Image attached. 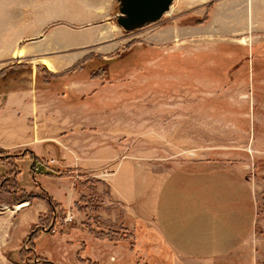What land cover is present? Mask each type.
<instances>
[{
	"label": "rangeland",
	"instance_id": "374dc122",
	"mask_svg": "<svg viewBox=\"0 0 264 264\" xmlns=\"http://www.w3.org/2000/svg\"><path fill=\"white\" fill-rule=\"evenodd\" d=\"M48 2L0 0V142L12 131L0 144V210L46 195L55 203L57 189L62 228L41 231L52 230L48 204L0 264H50L32 239L37 251L57 247L58 264H191L157 231L132 227L105 177L117 158L174 165L210 151L250 165L257 216L249 246L201 264H264V0H173L131 31L116 24V3L111 22L86 24ZM99 146L115 159L73 166ZM120 223L133 246L107 238Z\"/></svg>",
	"mask_w": 264,
	"mask_h": 264
},
{
	"label": "crops",
	"instance_id": "0c3cea01",
	"mask_svg": "<svg viewBox=\"0 0 264 264\" xmlns=\"http://www.w3.org/2000/svg\"><path fill=\"white\" fill-rule=\"evenodd\" d=\"M115 3L116 0H49L47 4L75 11L73 17L82 18L88 24L93 20L110 21L109 14ZM78 11L87 13L79 14ZM61 30L63 32L56 36L63 35L65 40L66 31ZM6 128L5 141L0 142L3 146L10 145L7 142L12 140L9 139L12 131L9 126ZM20 135L15 136L19 142ZM94 150L85 160L76 158L73 166L97 167L108 159H115L111 150L109 156L106 148L99 146ZM168 164V161L151 158H117L107 172L105 180L110 199L121 205L132 227L137 232L146 228L157 231L178 259L191 264L230 258L249 246L257 216L250 165L244 161H230L212 151L174 162V165ZM37 181L48 191L49 186ZM50 194L56 201L51 207L52 230L41 231L55 235L62 228H55L54 217L60 204L59 191L52 190ZM9 203L15 204L13 200ZM48 210V203L41 198H34L19 208L0 210V250L18 251L16 236L19 229L27 226L22 233L26 236L28 226ZM30 249L50 264H58V258L53 256L57 247L37 251L32 239ZM81 256L78 251L77 257Z\"/></svg>",
	"mask_w": 264,
	"mask_h": 264
},
{
	"label": "water",
	"instance_id": "95a60500",
	"mask_svg": "<svg viewBox=\"0 0 264 264\" xmlns=\"http://www.w3.org/2000/svg\"><path fill=\"white\" fill-rule=\"evenodd\" d=\"M173 0H116L117 12L113 17L125 31L159 20ZM41 36V35H40ZM5 155L0 154V157Z\"/></svg>",
	"mask_w": 264,
	"mask_h": 264
},
{
	"label": "trees",
	"instance_id": "16d2710c",
	"mask_svg": "<svg viewBox=\"0 0 264 264\" xmlns=\"http://www.w3.org/2000/svg\"><path fill=\"white\" fill-rule=\"evenodd\" d=\"M2 151V150H1ZM44 198V197H43ZM47 203L49 204L50 208L54 206V201L51 200V198H49L47 195L45 196V198ZM120 227H116L115 229H111L109 230L110 233H113V234H110L107 236V238L113 242H117L118 240H125V241H128L130 242V245L133 246L134 244V236L132 231L128 228H126L125 226H123V224H119ZM89 231L91 232V229L89 228ZM107 235V234H105ZM129 237H132V238H129Z\"/></svg>",
	"mask_w": 264,
	"mask_h": 264
},
{
	"label": "bare ground",
	"instance_id": "6f19581e",
	"mask_svg": "<svg viewBox=\"0 0 264 264\" xmlns=\"http://www.w3.org/2000/svg\"><path fill=\"white\" fill-rule=\"evenodd\" d=\"M19 55H22V50H21V48L18 49V50L16 51V56L19 57ZM40 59H41V61H42V62H43V63H44L49 69H51V70H55V69H56L55 65H54V64L52 63V61L49 60L48 58H46V57H42V58H40ZM24 203H25V202L19 204L18 206H20V205H24Z\"/></svg>",
	"mask_w": 264,
	"mask_h": 264
},
{
	"label": "built area",
	"instance_id": "2783aa9c",
	"mask_svg": "<svg viewBox=\"0 0 264 264\" xmlns=\"http://www.w3.org/2000/svg\"><path fill=\"white\" fill-rule=\"evenodd\" d=\"M34 169H35V167H34ZM67 217H70L69 215H67ZM65 219H66V217H65ZM44 228V227H43ZM45 229V228H44Z\"/></svg>",
	"mask_w": 264,
	"mask_h": 264
}]
</instances>
